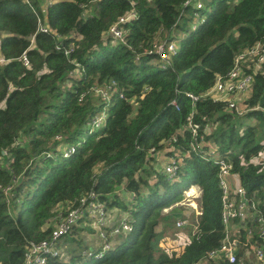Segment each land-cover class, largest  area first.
Wrapping results in <instances>:
<instances>
[{"label": "trees", "instance_id": "obj_1", "mask_svg": "<svg viewBox=\"0 0 264 264\" xmlns=\"http://www.w3.org/2000/svg\"><path fill=\"white\" fill-rule=\"evenodd\" d=\"M201 1L204 19L192 31L185 0H55L46 15L41 0H0V58L6 60L0 65V189L10 187L7 195L0 190V264H22L30 245L48 239L57 207L71 208L90 190L107 209L128 212L132 232L97 259L76 253L82 244L74 229L68 260L51 257L48 264H193L217 248L223 239L218 168L196 154L186 157L190 116L198 135L232 162L246 196L264 209V161L253 162L264 149V62L253 72L242 115L226 102L205 98L192 105L188 97L209 91L239 54L264 42V0ZM132 13L121 25L126 45L113 44L109 28ZM39 20L53 33L37 32ZM172 40L179 50L170 64L153 65L152 44ZM24 52L29 67L19 60ZM111 81L117 89L105 124L90 131L103 105L88 90ZM69 146L75 151L63 158ZM178 156L184 160L168 180L162 165ZM191 186L201 190L197 233L168 252L161 241L183 219V208L161 211Z\"/></svg>", "mask_w": 264, "mask_h": 264}, {"label": "built area", "instance_id": "obj_2", "mask_svg": "<svg viewBox=\"0 0 264 264\" xmlns=\"http://www.w3.org/2000/svg\"><path fill=\"white\" fill-rule=\"evenodd\" d=\"M52 2L48 1L44 5H40V9L46 15L47 8ZM43 7V9H42ZM183 7L191 8V19L193 31L198 24L203 21V17L199 15V11L204 9L201 0H185ZM134 14H129L119 19L109 28V34L112 36L113 44L126 45V31L121 25L128 22ZM37 32L53 33L45 20L38 21ZM58 48V47H57ZM179 50L177 41H155L150 54L156 57L157 64L161 68H166L170 61ZM64 55L69 58L72 47L65 49ZM19 60L23 66L29 67V60L24 52ZM6 60L0 59V65ZM264 62V42L256 43L251 48L239 54L234 61V65L225 77H217L212 88L201 96L188 94L192 101V105L200 99H211L213 102H226L227 109L235 111L238 115L244 114L247 110L242 107L243 98L249 93L253 81V72L261 71ZM75 64V62L73 61ZM75 70L73 74L80 76V72ZM117 89L115 81H111L101 85H92L88 93L98 99L103 105L102 111L95 114L87 125L88 130L95 131L105 124L106 110L110 102V94ZM84 94L81 95L80 101ZM122 97V96H121ZM171 105L176 107V102L172 101ZM190 116L187 121V129L191 133L192 139L189 144V150L186 157L191 154L198 155L201 159L212 161L218 168V187L221 192V223L223 226V239L220 245L210 250L202 259L193 264H211L222 261L226 264H247L246 254H252L258 264H264V209L259 207L254 197L252 199L246 196V192L240 185L239 179L232 173V162L223 159L215 145L206 142L204 136L198 135V125L194 124ZM58 140L60 138H57ZM75 151L73 146L66 147L62 150L63 158H68ZM184 158L178 156L166 161L162 165L161 173L168 180L176 178L179 166ZM10 187L3 189V193L7 195ZM199 198V197H198ZM196 198V199H198ZM107 209L99 194L94 190H90L84 196H81L76 204L66 209L64 205H60L54 211L51 220V233L47 240L30 245L23 255L22 264H48L51 257L63 259L64 253L56 249V244L71 235L74 229L80 232L90 231L95 238L98 239L100 246L98 250L87 252L89 256L100 258L102 255L114 248L115 242L121 237L132 232V220L130 214L122 213L118 218ZM113 211V210H112ZM116 212V211H114ZM202 213V212H201ZM200 213V215H201ZM199 215V216H200ZM198 218L196 224L192 226L190 238L195 237L197 233ZM177 227L183 228L189 226L187 219L179 220ZM246 251V254L244 253Z\"/></svg>", "mask_w": 264, "mask_h": 264}, {"label": "rangeland", "instance_id": "obj_3", "mask_svg": "<svg viewBox=\"0 0 264 264\" xmlns=\"http://www.w3.org/2000/svg\"><path fill=\"white\" fill-rule=\"evenodd\" d=\"M48 1L53 2L55 0H41V6L44 5ZM42 9H43V7H42ZM191 15L192 14L190 12L187 14V16H189V17ZM192 26H193V22L190 21V23H188V27L190 28ZM180 35H182V34H180ZM1 37H2V35H0V39H1ZM156 63L157 62L154 59L152 61V64L155 65ZM99 105L100 104H98V106ZM238 151H239V148L236 149V152H238ZM160 155H161V153L159 155H157V157H159V159L163 157V156H160ZM167 160L168 161H171V158H167ZM259 161H264V149L253 160V162H259ZM160 165H162V162H161ZM156 168H159V166H156ZM160 169H161V167H160ZM149 181L152 182L151 179ZM193 188L194 187L191 186V187L187 188L186 190H184L182 192L183 198H182V200L180 202H178V203L170 206L169 207L170 209L169 208L168 209L166 208V209H163L161 211V215H166L171 210H173L175 208H177V209L183 208V210H181L182 211V214H183V219H187L189 221V224H190L189 226H186V227H183V228H179L176 225V227H175V229L173 231L172 230H168L164 234L165 236H164V238L161 241V246L164 249L167 248L168 249V252L173 251V249H170V248H173V246H175V245H182L183 246L184 244H186L188 242V239L191 236L192 226H194L196 224V218H198L199 215H200V213H201V200H200L201 199V190H200L199 187H198L199 189L194 188V189H196L197 192L192 195L191 190ZM0 190L3 191L2 188ZM159 190L161 191V189H159ZM117 195H119V197L123 196V194L119 193L118 191H117ZM129 197L130 196L127 195V199ZM196 198H198V199H196ZM125 199H126V196H125ZM183 201H185L186 204L184 206L179 205V204L183 203ZM194 203H196V206L195 207H194ZM176 205H178V206H176ZM111 210L116 211L117 214H120V211L119 210H116L114 208L111 209ZM76 237H77L76 239L79 240V241L77 240L78 243L79 244H82L80 247H76L75 248V249H78V251L76 253L77 254H80V255H83L84 254V251L91 252L92 249L93 248H97V246L99 244V242L95 240V237L90 233V231L80 232V234L77 235ZM66 238L60 240L56 244V246H55L56 249H59L61 252L64 253V255H63L64 256L63 257V260L64 261L68 260V255H70V250H72L74 248V246H76V243H73L72 242V238L71 237L68 236ZM118 242H120V239H118L115 242V244L118 243ZM175 248H174V250L179 251L178 250L179 249L178 246H176ZM244 253L246 254V251ZM246 259H247V264H258L251 253L250 254H246Z\"/></svg>", "mask_w": 264, "mask_h": 264}, {"label": "bare ground", "instance_id": "obj_4", "mask_svg": "<svg viewBox=\"0 0 264 264\" xmlns=\"http://www.w3.org/2000/svg\"><path fill=\"white\" fill-rule=\"evenodd\" d=\"M194 188H196V187H194ZM194 188L191 190L192 195L195 194V193L197 192L196 189H194ZM197 189H199V188L197 187ZM186 201H187V200H186ZM192 201H193V200H192ZM188 203H189V202H188ZM185 204H186V202L183 201V203H181V204H179V205L184 206ZM176 206H178V205H176ZM195 206H196V203H194V207H195ZM191 207H192V206H191ZM194 207H193V208H194Z\"/></svg>", "mask_w": 264, "mask_h": 264}, {"label": "crops", "instance_id": "obj_5", "mask_svg": "<svg viewBox=\"0 0 264 264\" xmlns=\"http://www.w3.org/2000/svg\"><path fill=\"white\" fill-rule=\"evenodd\" d=\"M55 2V1H53ZM197 188V186H195ZM114 215H115V218H118V216H120L122 214V212L120 214H117L116 212L110 210ZM94 236V235H93ZM96 241H98L97 238H95ZM99 242V241H98ZM98 246H100V243L98 244ZM97 246V248L99 249V247ZM93 249H96V248H93Z\"/></svg>", "mask_w": 264, "mask_h": 264}]
</instances>
